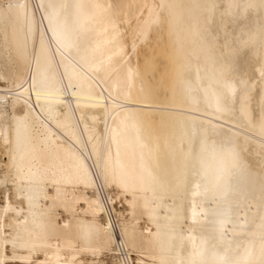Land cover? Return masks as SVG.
<instances>
[{
	"label": "bare ground",
	"instance_id": "bare-ground-1",
	"mask_svg": "<svg viewBox=\"0 0 264 264\" xmlns=\"http://www.w3.org/2000/svg\"><path fill=\"white\" fill-rule=\"evenodd\" d=\"M9 259L264 264V0H0Z\"/></svg>",
	"mask_w": 264,
	"mask_h": 264
},
{
	"label": "rangeland",
	"instance_id": "rangeland-1",
	"mask_svg": "<svg viewBox=\"0 0 264 264\" xmlns=\"http://www.w3.org/2000/svg\"><path fill=\"white\" fill-rule=\"evenodd\" d=\"M103 257V256H102ZM11 261V262H10ZM14 261H16V263L14 262ZM6 262H8V263H6V264H9V262H10V264H34V263H32V260H29L28 262H25V261H21V260H17V259H9V260H7ZM14 262V263H13ZM18 262H20V263H18ZM31 262V263H30Z\"/></svg>",
	"mask_w": 264,
	"mask_h": 264
}]
</instances>
